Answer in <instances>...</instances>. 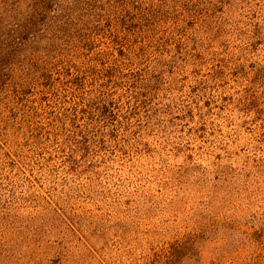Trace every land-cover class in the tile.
<instances>
[{"label":"rangeland","instance_id":"1","mask_svg":"<svg viewBox=\"0 0 264 264\" xmlns=\"http://www.w3.org/2000/svg\"><path fill=\"white\" fill-rule=\"evenodd\" d=\"M186 237L264 264V0H0V264Z\"/></svg>","mask_w":264,"mask_h":264},{"label":"trees","instance_id":"2","mask_svg":"<svg viewBox=\"0 0 264 264\" xmlns=\"http://www.w3.org/2000/svg\"><path fill=\"white\" fill-rule=\"evenodd\" d=\"M23 35L26 34L23 33ZM32 66L37 67L38 64L34 63ZM160 256L159 264H184L187 259L196 261L199 257V250L193 239L191 237H186L169 243L160 250Z\"/></svg>","mask_w":264,"mask_h":264}]
</instances>
